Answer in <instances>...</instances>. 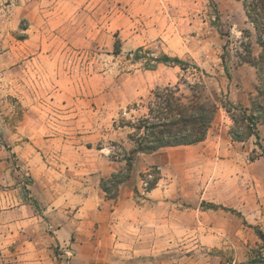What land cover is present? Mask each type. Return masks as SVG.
Wrapping results in <instances>:
<instances>
[{
	"label": "rangeland",
	"instance_id": "1",
	"mask_svg": "<svg viewBox=\"0 0 264 264\" xmlns=\"http://www.w3.org/2000/svg\"><path fill=\"white\" fill-rule=\"evenodd\" d=\"M247 45L261 52L242 0H0V148L20 152L12 154L18 166L7 167L10 178L0 180V264H17L23 238L5 215L16 204V180L28 196L26 184L65 179L71 171L62 163L82 149L91 161L103 155V170L88 166V174L101 176L107 196L116 197L115 176L127 174L134 146L125 124L147 113L158 88L179 85L190 94L196 82L221 105L208 140L181 152H150L161 157L157 165L141 168L138 154L122 183L134 184L139 197L160 184L180 182L187 190L179 208L184 233L163 231V264H264V153L251 142L231 146L235 122L228 128L222 105L244 106L234 103L239 92L255 86L257 68L241 61ZM165 54L200 70L151 59ZM228 107L239 119L235 128L247 134L248 121ZM113 161H124L125 170L109 175ZM239 200L247 209L236 208ZM64 255L68 264L67 249Z\"/></svg>",
	"mask_w": 264,
	"mask_h": 264
},
{
	"label": "crops",
	"instance_id": "2",
	"mask_svg": "<svg viewBox=\"0 0 264 264\" xmlns=\"http://www.w3.org/2000/svg\"><path fill=\"white\" fill-rule=\"evenodd\" d=\"M252 76L255 86L247 85L238 90L240 96L234 103L251 107L258 94L259 82L255 71ZM226 121L228 128L234 126L232 118H226ZM207 140L191 145L163 147V153L190 150ZM229 141L231 146L233 143L243 145L251 142L253 150L259 147L258 150L264 153V123L259 122L256 131L245 140H234L230 134ZM13 153H17V157L20 155L17 148H0L1 181L10 178L11 171L7 167L12 170L11 167L18 166ZM96 156L91 161L87 158V152L83 156L82 149L75 150L70 160L62 163L64 169L71 171L65 179L49 180L42 186L36 182L35 185L26 184L32 189L28 196L22 194L24 181L16 180V204L6 210L5 215H10L12 227H19L17 229L23 236L17 245V264H66L65 249L70 254L68 264H163V231L176 236L184 233V213L179 208L182 197L189 195L187 190H181L180 182L176 186L170 183L165 188L160 184L146 196L139 197L134 195V184L127 181L119 185L116 197H109L101 187V176L94 175L95 178H92L88 174V166L92 171L103 170L104 157L98 153ZM160 158L154 153H139L137 161H140L142 168L160 164ZM28 160L31 161V158L28 157ZM113 162L108 164L109 175L125 170L124 161ZM36 185L40 186L38 191L31 188ZM236 208L239 211L247 209L241 200ZM190 210L194 215L197 209L191 207Z\"/></svg>",
	"mask_w": 264,
	"mask_h": 264
},
{
	"label": "trees",
	"instance_id": "3",
	"mask_svg": "<svg viewBox=\"0 0 264 264\" xmlns=\"http://www.w3.org/2000/svg\"><path fill=\"white\" fill-rule=\"evenodd\" d=\"M247 17L256 29L257 41L261 46L258 56L254 55L250 45L245 46V54L241 56L242 62H247L257 68L259 82L257 85L258 94L252 102L251 113L248 108L236 105L227 100L222 101L223 107L228 111L231 118L237 125L239 119L231 112L232 107L242 113V119L247 120L248 133L243 135L239 129L232 128L231 134L234 140H245L253 133V126L259 122L264 123V0H242ZM120 52V40L116 53ZM138 52L135 59H141ZM155 62H162L180 66L186 70L190 66L200 70L197 64L184 60L178 56L163 55L151 57ZM226 67V66H225ZM204 72V70H201ZM206 73V72H204ZM190 94L181 91L179 85L158 88L154 97L147 104V113L138 118L135 122H128L127 126L132 129L129 139L134 146L129 151L130 156L126 158L127 174L115 176V189L130 175L133 161L139 153L155 152L162 147L191 145L202 142L206 139L220 110L219 98L207 94V86L203 82L190 84ZM105 191L109 188L103 183ZM264 241V232L258 231ZM251 263H262V260H252Z\"/></svg>",
	"mask_w": 264,
	"mask_h": 264
},
{
	"label": "built area",
	"instance_id": "4",
	"mask_svg": "<svg viewBox=\"0 0 264 264\" xmlns=\"http://www.w3.org/2000/svg\"><path fill=\"white\" fill-rule=\"evenodd\" d=\"M153 178V174L151 173V171L148 172L147 174V178L145 180L142 181V188L143 190H148V188L150 187V180Z\"/></svg>",
	"mask_w": 264,
	"mask_h": 264
}]
</instances>
